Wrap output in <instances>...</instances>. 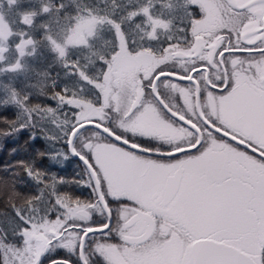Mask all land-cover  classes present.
Returning a JSON list of instances; mask_svg holds the SVG:
<instances>
[{"label":"snow or ice","instance_id":"obj_1","mask_svg":"<svg viewBox=\"0 0 264 264\" xmlns=\"http://www.w3.org/2000/svg\"><path fill=\"white\" fill-rule=\"evenodd\" d=\"M0 154V264H264V0H0Z\"/></svg>","mask_w":264,"mask_h":264},{"label":"trees","instance_id":"obj_2","mask_svg":"<svg viewBox=\"0 0 264 264\" xmlns=\"http://www.w3.org/2000/svg\"><path fill=\"white\" fill-rule=\"evenodd\" d=\"M0 158H6V155L5 154H0ZM72 170H73V165L70 164L63 174L64 175H71Z\"/></svg>","mask_w":264,"mask_h":264}]
</instances>
